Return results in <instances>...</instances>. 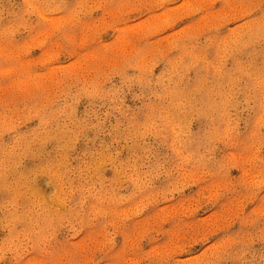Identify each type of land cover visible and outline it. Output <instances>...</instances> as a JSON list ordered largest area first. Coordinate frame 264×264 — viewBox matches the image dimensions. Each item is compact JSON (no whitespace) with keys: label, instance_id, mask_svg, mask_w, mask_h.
Instances as JSON below:
<instances>
[{"label":"clouds","instance_id":"obj_1","mask_svg":"<svg viewBox=\"0 0 264 264\" xmlns=\"http://www.w3.org/2000/svg\"><path fill=\"white\" fill-rule=\"evenodd\" d=\"M166 2L30 0L25 20L35 17L39 43L22 48L10 47L15 28H0V61H11L0 67V264H100L94 255L146 203L212 181L260 207L204 264H264V0H222L219 10L217 0H186L196 24L163 40L123 29L131 43L118 53L90 55L64 31L96 9L116 28L122 9ZM13 3L0 0V19ZM33 47L47 52L30 60ZM65 59L77 65L47 74ZM161 177L164 192L152 187ZM108 264L181 262L130 244Z\"/></svg>","mask_w":264,"mask_h":264},{"label":"rangeland","instance_id":"obj_2","mask_svg":"<svg viewBox=\"0 0 264 264\" xmlns=\"http://www.w3.org/2000/svg\"><path fill=\"white\" fill-rule=\"evenodd\" d=\"M29 2L30 0H14L11 14L0 19V28L16 29L10 37L12 48H22L30 40L39 43L38 36L28 27V23L35 17H28L27 22L25 20L29 12ZM214 7L221 9L222 0H217ZM62 15L64 13L48 17L47 20L58 23ZM192 16L197 14L188 8L186 0H167L163 7L147 10L144 14L137 9H122L119 20L126 23H121L116 28L110 26V21L105 18L102 10L96 9L87 14L83 23L65 26L64 31L83 41L90 55H97L105 49L118 53L121 48L131 43L120 36L121 30L150 32L152 39L163 40L196 24L199 16L197 20H193ZM136 26L140 28L137 29ZM237 26L234 21L228 24L229 29ZM46 52L47 49L42 50V47H33L27 55L30 60H35ZM49 63V75L54 69L64 68L69 64L77 65V61L71 59ZM10 64L11 61L8 60L0 61V67L6 68ZM127 103L132 105L134 102L129 97ZM196 127L199 128L200 125L196 124ZM105 175L110 176V170ZM229 176L233 179L241 177V170L232 168ZM217 183L212 181L189 184L181 192L168 193L166 199H152L142 211L123 224V231L116 237V243L105 251L97 252L93 259L100 261V264H108L116 253L125 250L130 244H135L140 253L150 260H163L170 256L181 264H204L213 258L214 250L225 242L243 237L248 227L244 223L245 217L253 216L260 207L259 202H246L241 196L232 194V189L227 184L218 188ZM152 187L164 192L167 179L161 177ZM87 238L86 234L75 237L74 240L84 243ZM58 239L63 240L64 235L58 236Z\"/></svg>","mask_w":264,"mask_h":264}]
</instances>
